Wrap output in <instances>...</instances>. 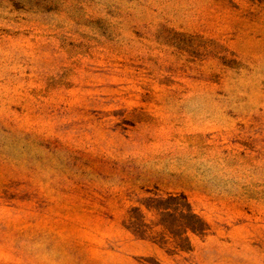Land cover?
<instances>
[{
	"label": "rangeland",
	"instance_id": "1",
	"mask_svg": "<svg viewBox=\"0 0 264 264\" xmlns=\"http://www.w3.org/2000/svg\"><path fill=\"white\" fill-rule=\"evenodd\" d=\"M0 264H264V0H0Z\"/></svg>",
	"mask_w": 264,
	"mask_h": 264
},
{
	"label": "trees",
	"instance_id": "2",
	"mask_svg": "<svg viewBox=\"0 0 264 264\" xmlns=\"http://www.w3.org/2000/svg\"><path fill=\"white\" fill-rule=\"evenodd\" d=\"M145 205L148 207V209H155L162 217L164 218H174L173 213H170L169 210H173V212L176 213L177 210H181L180 217H183V210L186 209L187 204L185 202L184 197L182 196H175V197H168L166 199H148L145 201ZM134 216H132V225L136 226L137 228H143L144 225L141 221V216L139 215L138 209H135ZM174 213V214H175ZM194 221L192 223L193 230L199 229L201 230L202 223L193 216ZM181 227V225L178 223L177 228Z\"/></svg>",
	"mask_w": 264,
	"mask_h": 264
}]
</instances>
